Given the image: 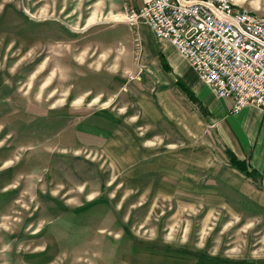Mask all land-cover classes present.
<instances>
[{
	"label": "rangeland",
	"instance_id": "1",
	"mask_svg": "<svg viewBox=\"0 0 264 264\" xmlns=\"http://www.w3.org/2000/svg\"><path fill=\"white\" fill-rule=\"evenodd\" d=\"M94 2L0 0V264H264V181L226 164L126 9ZM142 63L174 89L151 135L122 94Z\"/></svg>",
	"mask_w": 264,
	"mask_h": 264
},
{
	"label": "built area",
	"instance_id": "2",
	"mask_svg": "<svg viewBox=\"0 0 264 264\" xmlns=\"http://www.w3.org/2000/svg\"><path fill=\"white\" fill-rule=\"evenodd\" d=\"M121 19L171 42L216 95L233 96L234 111L264 107V14L231 0H142Z\"/></svg>",
	"mask_w": 264,
	"mask_h": 264
},
{
	"label": "crops",
	"instance_id": "3",
	"mask_svg": "<svg viewBox=\"0 0 264 264\" xmlns=\"http://www.w3.org/2000/svg\"><path fill=\"white\" fill-rule=\"evenodd\" d=\"M93 1H95L94 4L96 7L99 6L100 2V4L104 5L110 13L118 12L120 10L124 12L127 7H136L142 2V0ZM236 7L243 6H238L236 4ZM140 23L138 24L139 31L138 37L136 38H143L144 43L149 46V48H147L146 45L143 46L142 44L141 49H144V53L150 55H155L157 51L160 52L164 56L165 60L164 58L162 59L166 62L169 69H166L165 67L163 68L170 70L173 67L181 74L182 78L180 77L177 79L182 80L191 89L194 97H196V101L190 99L186 92L183 91L175 81L177 89H179L188 100L198 104L197 106L199 109L201 108V111L199 110L200 117L211 127L214 138L221 144L224 151L227 149L231 155L243 160L246 168L248 170L252 169L253 175H247L242 170L225 161L226 164L252 182H257L258 179L264 181V108L254 104H247L240 110L234 111L232 109V104L234 102L232 96H217L200 78L199 74L193 69L191 64H189L187 59L180 55L179 51L171 42L166 39L155 38L149 27L144 23ZM152 36L154 38L153 48ZM141 66L142 72L140 78H135L133 80L126 79L122 88V94L123 97H125L126 94L133 95L134 101L132 104H135L138 108L137 111L133 112L132 116L142 120L140 121L139 126H145L146 129L144 133L148 132L149 135H151L152 117L157 118L161 116L157 110L158 108L167 107L171 96H174V93L172 92L174 89L171 88L172 84L167 79L162 81L164 84H156V80H152V69L148 68V65L145 63H142ZM146 68L151 71H146ZM132 81L133 83H131ZM152 94H154L155 99L160 106L156 105L155 99H152ZM123 126L120 125V128ZM125 133L124 129L123 134L121 135L123 138H125ZM144 139H150V136H144L143 140ZM114 144L120 146L117 142L112 145ZM140 154L142 153L140 152ZM225 157L227 158L228 156L225 154ZM119 159L120 158L118 157L117 160ZM226 181L232 184L235 188L240 189L236 183V178H233L232 175H228Z\"/></svg>",
	"mask_w": 264,
	"mask_h": 264
},
{
	"label": "trees",
	"instance_id": "4",
	"mask_svg": "<svg viewBox=\"0 0 264 264\" xmlns=\"http://www.w3.org/2000/svg\"><path fill=\"white\" fill-rule=\"evenodd\" d=\"M162 64H163V67H165L166 69H169L168 68V65L166 64L165 61H162ZM176 82L178 83V85L180 86V88L186 92V94L188 95V97L192 100H195L196 101V97H194L191 89L180 79H176ZM224 154H226L228 157V162L230 164H232L234 167L242 170L244 173H246L247 175H253V171L252 169L251 170H248L245 166V164L243 163V160H240L236 157H234L233 155H231L229 153V151L226 149L224 151Z\"/></svg>",
	"mask_w": 264,
	"mask_h": 264
},
{
	"label": "bare ground",
	"instance_id": "5",
	"mask_svg": "<svg viewBox=\"0 0 264 264\" xmlns=\"http://www.w3.org/2000/svg\"><path fill=\"white\" fill-rule=\"evenodd\" d=\"M232 1V0H231ZM234 4V6H236V4L235 3H233ZM251 11V10H250ZM142 23H144V22H142ZM144 24H146V23H144ZM147 25V24H146ZM149 27V26H148ZM151 30V29H150ZM152 32V31H151ZM192 66V65H191ZM193 67V66H192ZM195 70V69H194ZM196 71V70H195ZM197 72V71H196ZM198 73V72H197ZM210 87V86H209ZM211 88V87H210ZM218 96V95H217ZM219 97H231V96H219ZM233 97V96H232ZM248 104H253V103H248ZM247 105V104H246ZM254 105H256V104H254ZM245 106V105H244ZM258 106V105H257ZM259 107H262V106H259ZM242 108V107H241ZM240 108V109H241ZM262 108H264V107H262ZM239 109V110H240ZM238 111V110H237Z\"/></svg>",
	"mask_w": 264,
	"mask_h": 264
},
{
	"label": "flooded vegetation",
	"instance_id": "6",
	"mask_svg": "<svg viewBox=\"0 0 264 264\" xmlns=\"http://www.w3.org/2000/svg\"><path fill=\"white\" fill-rule=\"evenodd\" d=\"M35 64V63H34ZM34 64H32V65H34Z\"/></svg>",
	"mask_w": 264,
	"mask_h": 264
}]
</instances>
